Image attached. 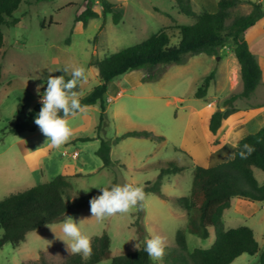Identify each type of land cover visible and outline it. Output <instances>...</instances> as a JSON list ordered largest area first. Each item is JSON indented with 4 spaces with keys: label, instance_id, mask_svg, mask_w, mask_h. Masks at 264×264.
I'll list each match as a JSON object with an SVG mask.
<instances>
[{
    "label": "rangeland",
    "instance_id": "374dc122",
    "mask_svg": "<svg viewBox=\"0 0 264 264\" xmlns=\"http://www.w3.org/2000/svg\"><path fill=\"white\" fill-rule=\"evenodd\" d=\"M106 1L116 6L115 11L122 13L119 24H114L111 14L104 17L97 2L93 3V9L99 17L84 28L75 22V17L85 10V0H24L13 14L20 22L14 27H2L5 41L0 49V201L11 194L47 183L58 175L70 178L72 197L77 198L113 183L143 188L145 183L155 181L168 163L184 166V171L164 181L162 193L169 199L148 193L142 206L138 205L129 213L108 217L103 222L89 220L82 224V230L90 239L107 233L111 237L112 256H117L137 250L153 236H160L164 247H174L177 231L186 228V212L173 201L188 196L193 181L192 163L182 152L183 144H187L184 137L186 127L193 110H203L213 100L216 91L218 96L232 92L223 83L225 75L232 70V58L222 55V51L214 57L199 54L184 65L168 66L156 81H149L148 77L156 75L161 66L132 70L115 78L108 86L102 130L96 131L99 105L89 107L80 115L69 118L73 135L60 148L46 144L47 138L39 128L20 135L8 133L7 128L14 119L24 112L40 110L41 98L36 89L43 84L40 93L46 90L49 75H64L67 81L72 78V68H85L86 80L78 82L73 90L77 91L78 98L84 97L100 84L98 69L91 67V63L144 42L161 29H167L172 43L176 44L177 30L174 28L195 22L179 12L175 0ZM219 1L192 0V3L197 13H213L217 12ZM251 11V5L243 4L232 10V15L246 16ZM227 47L232 49L233 45L230 43ZM64 68L69 71H56ZM212 72L216 73L217 84L210 86L208 96L196 98L195 93L204 78ZM222 104L223 100L217 107ZM141 130L162 136L164 141L125 138L112 146L111 158L115 165L103 168L102 161L95 154L100 146L97 134L105 140H113L127 132ZM85 138L93 140L84 142ZM254 172L258 182L264 185V172L259 169ZM81 189L90 191L86 193ZM239 201L244 200L235 198L233 207L224 213L225 229L250 227L263 249L264 203L252 202L258 205L256 210ZM138 211L143 213L139 222L145 230L144 239L135 226L137 216L134 215ZM67 217L80 221L90 219L92 213L88 210ZM210 234L208 239L187 234L188 249L211 247L215 241L213 228ZM66 239L61 222L47 225L28 234L18 247L6 244L0 250V264H40L42 255L50 264H61L67 254L72 253L63 241ZM258 261L259 255L244 254L232 264H258ZM152 263L163 264L162 258L152 259ZM100 264H111V261Z\"/></svg>",
    "mask_w": 264,
    "mask_h": 264
},
{
    "label": "trees",
    "instance_id": "16d2710c",
    "mask_svg": "<svg viewBox=\"0 0 264 264\" xmlns=\"http://www.w3.org/2000/svg\"><path fill=\"white\" fill-rule=\"evenodd\" d=\"M23 1L0 0V49L4 47L5 41L2 27H14L20 22L13 14ZM85 1L87 3L85 10L75 17V22L81 23L84 28L91 20L99 17V13L93 9L94 2L101 6L104 17L108 14L113 15L114 24H119L122 20V13L115 11L114 4L106 0ZM175 2L181 14L195 19L191 25L174 28L177 30L174 36L178 39L176 44L172 43L167 29H161L144 42L90 64L91 67L98 69L100 84L89 94L78 99L85 107L99 105V125L96 128L98 133L105 123L110 82L132 70L161 66L156 75L148 77L149 81H156L167 71L168 66L184 65L191 57L199 54L219 56L231 43L240 65L243 88L241 92L223 99V104L211 116L209 130L213 135L217 134L222 125L224 112L221 109L237 111L235 103L249 100L262 85V71L256 55L249 48L245 34L249 28L264 18V3L252 0H220L217 12L197 13L192 0ZM243 4L251 5L252 11L246 16L233 17L232 10ZM215 79V72L205 77L195 97L205 98ZM39 111L35 109L24 112L21 117L12 121L7 132L13 135L35 132L39 127L34 123V118ZM125 138L164 141V137L147 130L130 131L113 140H105L97 134L96 139L100 140V146L95 154L102 161L103 168H112L115 165L111 158L112 146ZM92 140L85 138L83 141ZM244 144L251 145L254 151L242 159L238 153ZM235 153L237 154L233 159L213 167L192 165L193 181L190 194L173 200L186 212L188 223L185 229L177 231L175 246L165 247L163 264H232L244 254L259 255L258 264H264V248L260 249L253 229L247 226L225 229L223 223L224 213L231 208L235 198L249 202H264V185H260L254 172L255 169L264 172V127L257 133L243 138ZM184 170V166L168 163L161 169L155 181L145 183L143 187L145 194L154 193L163 199H169L162 193L165 179ZM72 191L73 184L70 178L58 175L47 183L11 194L0 201V228L3 229L0 235V250L6 244L18 247L26 240L28 234L47 225L62 222L68 214L90 210L89 201L101 194L98 191L73 198ZM134 216H137L135 226L138 234L144 239L145 230L139 222L143 213L138 211ZM212 228L215 232V241L211 247L193 251L188 249L187 234L208 239ZM91 247L92 253L87 259L80 253H69L61 264H100L105 260H110L111 264H153L152 258L144 251V244L131 253L112 256L111 237L107 233L93 237ZM40 264L50 263L42 255Z\"/></svg>",
    "mask_w": 264,
    "mask_h": 264
},
{
    "label": "clouds",
    "instance_id": "9594fccd",
    "mask_svg": "<svg viewBox=\"0 0 264 264\" xmlns=\"http://www.w3.org/2000/svg\"><path fill=\"white\" fill-rule=\"evenodd\" d=\"M62 71L67 73L68 68ZM71 79L65 80L64 75L51 76L47 78L46 90L41 94L40 88L44 85H38L36 92L41 98V108L34 118V123L39 127L41 132L47 138L46 144L60 148L70 140L73 135V129L69 123V118L76 117L85 111V106L80 103L77 91L73 90L77 87L78 82L86 80L85 68L75 67L71 69ZM62 113V115H61ZM237 136L240 133H236ZM254 148L249 144H244L238 155L244 159L250 155ZM237 153H231L229 158H234ZM91 189V188H90ZM84 191L88 192L90 191ZM101 194L93 197L90 203V219L76 221L71 217L65 216L61 222V231L67 238L63 240L72 253H82L84 257H88L92 253L90 236L82 230V224L89 220L103 222L106 218L117 214L129 213L133 208L142 206L146 198V194L142 187H133L131 185L113 184L109 187H101ZM75 193L76 197L78 193ZM3 229L0 228V233ZM137 247V244H136ZM144 251L154 260H160L165 254L164 241L160 236H153L144 241Z\"/></svg>",
    "mask_w": 264,
    "mask_h": 264
},
{
    "label": "crops",
    "instance_id": "0c3cea01",
    "mask_svg": "<svg viewBox=\"0 0 264 264\" xmlns=\"http://www.w3.org/2000/svg\"><path fill=\"white\" fill-rule=\"evenodd\" d=\"M261 1L259 0V2ZM245 38L250 50L258 59L262 71V85L256 89L249 100L235 103L237 111L222 108L224 112L222 125L217 134L213 135L209 130V123L211 116L218 109L217 104L226 97L241 92L243 88L240 65L233 49L226 46L222 50V55L232 58V70L223 79L225 87L232 92L229 94L220 93L218 96V91H216L213 100L203 110H193L184 135L187 144H183L182 148V152L186 153L184 158H187L192 165L209 168L233 159L229 158V155L236 152L241 140L250 134L257 133L264 127V18L246 31ZM216 84L217 80L212 85ZM89 107L92 106L85 107V110ZM236 133H240V135L237 136ZM203 138L204 140H202ZM239 202H243L247 207L259 209L256 203L246 200ZM252 213L255 214L256 211L253 210Z\"/></svg>",
    "mask_w": 264,
    "mask_h": 264
},
{
    "label": "built area",
    "instance_id": "2783aa9c",
    "mask_svg": "<svg viewBox=\"0 0 264 264\" xmlns=\"http://www.w3.org/2000/svg\"><path fill=\"white\" fill-rule=\"evenodd\" d=\"M75 156H78V154H76Z\"/></svg>",
    "mask_w": 264,
    "mask_h": 264
},
{
    "label": "water",
    "instance_id": "95a60500",
    "mask_svg": "<svg viewBox=\"0 0 264 264\" xmlns=\"http://www.w3.org/2000/svg\"><path fill=\"white\" fill-rule=\"evenodd\" d=\"M221 110H223V109H221Z\"/></svg>",
    "mask_w": 264,
    "mask_h": 264
}]
</instances>
